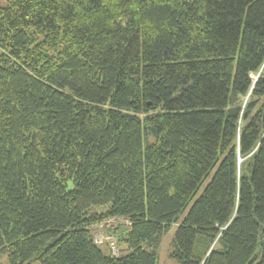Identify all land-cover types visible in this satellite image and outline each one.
Masks as SVG:
<instances>
[{
	"label": "trees",
	"instance_id": "trees-1",
	"mask_svg": "<svg viewBox=\"0 0 264 264\" xmlns=\"http://www.w3.org/2000/svg\"><path fill=\"white\" fill-rule=\"evenodd\" d=\"M4 1L0 259L264 264V0Z\"/></svg>",
	"mask_w": 264,
	"mask_h": 264
},
{
	"label": "rangeland",
	"instance_id": "rangeland-1",
	"mask_svg": "<svg viewBox=\"0 0 264 264\" xmlns=\"http://www.w3.org/2000/svg\"><path fill=\"white\" fill-rule=\"evenodd\" d=\"M1 1H3L2 2L3 4H5L4 0H1ZM253 78L256 79V76H253ZM101 210L102 208L97 209V211H101ZM187 212L188 210L183 213V215L180 218L181 220L186 216ZM105 224H107V226H104ZM100 226L101 228H99ZM95 227L96 228L92 229L93 239L94 240L102 239L103 244L99 246H101V249L105 253H107V247L109 248L107 241H113L115 243V245L117 246L118 255L123 256L128 253L125 245H122V246L118 245L119 235L123 234L122 231L128 228L126 221L121 219V220H117L116 222L114 221L113 224H108V222H106L104 224L101 223V225H98ZM177 228H178L177 225H173L167 232H165L162 235L161 242L158 247V258L159 259H158L157 264H177L176 261L170 257V253L172 252V249H173L172 242H173V238H174ZM0 261H1V264H8L6 256L1 257ZM31 264H41V263L36 261Z\"/></svg>",
	"mask_w": 264,
	"mask_h": 264
},
{
	"label": "built area",
	"instance_id": "built-area-1",
	"mask_svg": "<svg viewBox=\"0 0 264 264\" xmlns=\"http://www.w3.org/2000/svg\"><path fill=\"white\" fill-rule=\"evenodd\" d=\"M117 220H121V219H112V220H109V221H106V222H108V224H113V222H114V221L116 222ZM124 221H126L127 225H129V223H128L127 220H124ZM106 222H104V223H106ZM104 223H102V224H104ZM100 225H101V224H100ZM110 226H111V225H110ZM94 228H96V227H94ZM99 228H101V226H100ZM94 242H95V244H97V245H102V244H103L102 239H101V240H99V239H95ZM107 243H108V246H109V249H110L111 253H112L114 256H118V250H117V246L115 245V243H114L113 241H107Z\"/></svg>",
	"mask_w": 264,
	"mask_h": 264
}]
</instances>
